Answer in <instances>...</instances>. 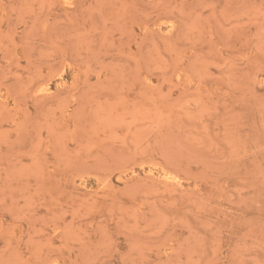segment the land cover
<instances>
[{
	"label": "rangeland",
	"instance_id": "1",
	"mask_svg": "<svg viewBox=\"0 0 264 264\" xmlns=\"http://www.w3.org/2000/svg\"><path fill=\"white\" fill-rule=\"evenodd\" d=\"M0 264H264V0H0Z\"/></svg>",
	"mask_w": 264,
	"mask_h": 264
}]
</instances>
